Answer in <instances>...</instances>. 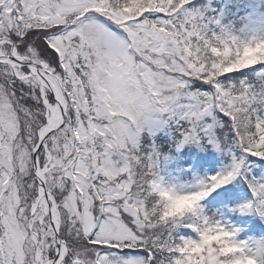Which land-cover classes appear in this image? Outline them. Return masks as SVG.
I'll list each match as a JSON object with an SVG mask.
<instances>
[{"label": "snow or ice", "instance_id": "1", "mask_svg": "<svg viewBox=\"0 0 264 264\" xmlns=\"http://www.w3.org/2000/svg\"><path fill=\"white\" fill-rule=\"evenodd\" d=\"M190 3L0 0V264H264V241L209 214L242 177L234 211L264 219L244 159L264 160V116L239 80L264 65V36L217 33ZM224 133L230 165L190 186L161 174L158 139Z\"/></svg>", "mask_w": 264, "mask_h": 264}, {"label": "trees", "instance_id": "2", "mask_svg": "<svg viewBox=\"0 0 264 264\" xmlns=\"http://www.w3.org/2000/svg\"><path fill=\"white\" fill-rule=\"evenodd\" d=\"M259 71L261 72V68H259ZM228 140H229L228 134L224 133V137H223V140H222L223 145H225V146L229 147L230 149H232V152L235 153V157L236 158L239 157V155H240L239 149L236 148L234 144H230L228 142ZM180 155L181 154L179 152H177V153H175V152H167L166 156L164 157V163H163L164 170L168 171V169H170V170H173L176 173H178V170H180V164L178 163L177 157H179ZM186 155L188 156V158L190 160H193V158L194 159L196 158L197 162L199 163L200 160H198L199 159L198 153L194 149H187V154ZM254 158L256 159L257 164H261L262 171H264V160H261L260 158H257V157H254ZM216 191H219V190H216ZM253 221L255 222V225H257L256 221L254 219H252V222Z\"/></svg>", "mask_w": 264, "mask_h": 264}, {"label": "rangeland", "instance_id": "3", "mask_svg": "<svg viewBox=\"0 0 264 264\" xmlns=\"http://www.w3.org/2000/svg\"><path fill=\"white\" fill-rule=\"evenodd\" d=\"M259 18V20H261V16L259 15V14H253L252 15V23H251V25L253 26V28H255L256 27V25H257V19ZM247 27H249V26H247ZM216 172H218V170L217 169H211V168H209V169H207L206 170V173L207 174H209V175H213V174H215ZM243 239H245V238H243ZM251 240H256V241H260V240H258V239H251Z\"/></svg>", "mask_w": 264, "mask_h": 264}]
</instances>
